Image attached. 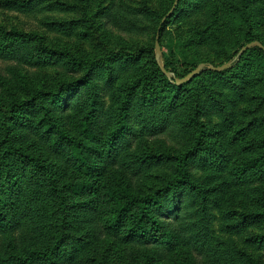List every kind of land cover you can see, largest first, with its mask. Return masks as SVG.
<instances>
[{"label":"rangeland","instance_id":"1","mask_svg":"<svg viewBox=\"0 0 264 264\" xmlns=\"http://www.w3.org/2000/svg\"><path fill=\"white\" fill-rule=\"evenodd\" d=\"M173 3L0 0V167L10 166L19 199L27 193L12 149L59 170L70 222L66 235L72 238L62 264H264V53L253 48L230 72L206 70L172 87L158 73L154 38ZM176 9L161 28L159 58L176 79L201 64L234 62L249 44L247 33L264 45V0H180ZM125 49L142 53L112 57ZM36 94L42 99L29 110H38L32 121L44 117L42 108L52 107L48 118L57 119L78 143L97 148L88 158L93 165L102 162L98 173L79 171L65 153H55L52 141L25 128L6 133L3 110ZM150 94L170 112L167 125L154 137L127 126L130 135L110 146L121 108ZM53 95L61 103L52 105ZM60 104L80 108L60 114ZM109 146L113 154L107 158ZM181 161L194 189L176 183ZM69 185L80 186L79 193L72 195L65 189ZM172 185L182 191L167 200ZM118 189L176 201L181 209L171 220L177 239L171 249L127 241L126 234L97 238L96 226L80 221L85 212L75 204L92 200L96 220L106 219ZM5 196L0 191L2 200ZM7 238L0 232V264L30 253L29 245L15 250Z\"/></svg>","mask_w":264,"mask_h":264},{"label":"trees","instance_id":"2","mask_svg":"<svg viewBox=\"0 0 264 264\" xmlns=\"http://www.w3.org/2000/svg\"><path fill=\"white\" fill-rule=\"evenodd\" d=\"M179 3L180 0H177L174 8L173 3L171 15L167 17L170 10L164 16L165 20L163 22L161 21V27L158 28L154 38L155 43L156 36H158L159 46L161 28L167 23L168 19L178 11L176 8ZM246 38L249 44L259 42L250 33H247ZM254 49L263 53L258 48ZM250 50L246 51L237 62H233L229 69L220 73L209 72L215 74L230 72L234 66L241 62V58ZM141 53V51L125 49L122 52L113 54L112 57L118 58L124 55L138 57ZM93 65L94 64L90 65V70L88 72L91 76L94 72ZM156 66L158 67L160 76L166 81L173 82L171 85L175 88L199 76L184 83L175 84V77L169 80L161 72L158 64H156ZM169 69V65H164V70L166 72L170 73ZM205 71L206 70L203 72ZM87 78L81 82L84 83ZM146 96L141 95V97H138V100L127 101L121 108L116 129L113 130L108 139L110 146L120 141L121 137L130 135L128 132L129 127L127 126L139 128L141 132L144 131L143 133L145 135L154 137L158 135L163 126L167 125L170 115L168 109L156 104L152 94ZM51 97L52 99L49 100L52 105L61 103L60 98L56 95ZM41 99V94H36L30 100L24 102L14 101L7 110H3L2 115L7 120V123H9L4 127L6 133H12L13 130H17L19 127L25 128L33 135H38L37 137L52 141L55 153L57 155H60V152L65 153L66 161L68 159L74 162L79 171L89 173L90 175L98 173L102 167V162L100 163L98 161L93 165L92 161L88 158L89 153H95L97 148H89L85 144L78 143V141L67 132L65 126L63 128L60 122L59 124L57 123V119L53 120L52 118H48L47 116L53 110L52 107L50 110L46 107L42 108V111L45 112L44 117L38 121H32L31 117H37L38 110H29L36 101ZM42 105L43 103L40 106ZM60 107V114L66 113L67 109H70L74 113L80 108L78 104L74 106V109L69 108L68 104L64 106L60 104ZM45 118L48 119L44 121ZM6 133H4V135L7 136ZM110 146L105 152L107 158L113 154ZM10 155L15 156L14 163L18 171L22 173L21 176H23V179L21 185L26 188L25 194L27 193V196L20 199L18 195L15 197L16 193L12 191L15 175L10 174V166H8V168L4 166L3 170L0 167V191L6 193V200L0 198V232H2L4 236L8 235L7 241L13 245L15 250H19L17 245L22 247L24 245H29L32 249L30 253L24 256L25 258H18L17 256H8L6 259L4 258L3 264H62L63 258L65 257V253L62 252L64 250L63 248L66 246V241H71L72 238L66 235V232L70 229V222L69 214L65 211L67 199L63 194L64 189L59 188L57 183L59 170L54 168V164H46L37 158H28L20 149H12ZM60 162L64 163V161ZM1 165L0 161V166ZM256 166L257 168L259 167L257 161ZM65 167L67 168L66 165ZM184 167L185 164L181 161L178 166L180 180L176 183L182 186V189L183 187L194 189L195 186L191 182V178L185 172ZM22 187L19 189V192H21ZM65 189L70 190L72 195H76L79 193L78 190L80 186L71 187V185H69ZM95 189V192H98V188ZM181 191L182 190L177 189L175 185H172L170 189L165 191L167 193V200H169L171 196L180 195ZM114 193H117V203L112 205L110 214L103 220H96L99 211L96 210L92 200H85L82 203L75 204L76 211L85 212V215L82 216L80 221H84L83 219L85 218L90 222V225H93V227L96 226L93 232L95 237L101 238L106 236L115 238L118 235L126 234L125 237L128 238L127 241L140 242L145 246L153 247L168 246V249H171L172 242L177 240L171 231V220H176L178 218L181 209L178 205L176 206V201L173 204H169V202L164 203L161 202V195L152 194L146 197H140L123 189H118V191ZM20 233L23 234L19 239L11 237V234Z\"/></svg>","mask_w":264,"mask_h":264},{"label":"water","instance_id":"3","mask_svg":"<svg viewBox=\"0 0 264 264\" xmlns=\"http://www.w3.org/2000/svg\"><path fill=\"white\" fill-rule=\"evenodd\" d=\"M176 3H177V0H175L174 2V6L173 8L176 6ZM172 8V9H173ZM171 12L172 10L168 13L167 17L169 15H171ZM165 20V18L162 20V22ZM158 36H156V39H155V43H154V50H155V60L161 70V72L170 80L171 78H174V76L171 74V73H168L164 70V68L159 64V58H160V46H159V43H158ZM252 48H258L259 50H261L263 53H264V46L259 43V42H253V43H250V44H247L246 46H244L238 53L236 59L234 60V62H237L239 60V58L248 50L252 49ZM233 64L232 63H227L223 66H220V67H214L212 65H205V64H201L199 65L195 70H193L191 73H189L187 76H185L184 78L182 79H175L174 78V83L175 84H181V83H184L188 80H191L193 79L194 77L200 75L204 70H208V71H212V72H216V73H220V72H223L227 69H229L231 67V65Z\"/></svg>","mask_w":264,"mask_h":264}]
</instances>
